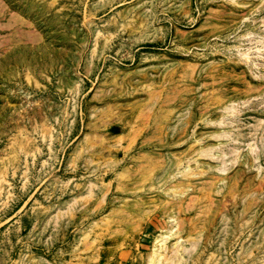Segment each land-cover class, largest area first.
Returning a JSON list of instances; mask_svg holds the SVG:
<instances>
[{
	"label": "rangeland",
	"instance_id": "374dc122",
	"mask_svg": "<svg viewBox=\"0 0 264 264\" xmlns=\"http://www.w3.org/2000/svg\"><path fill=\"white\" fill-rule=\"evenodd\" d=\"M0 264H264V0H0Z\"/></svg>",
	"mask_w": 264,
	"mask_h": 264
}]
</instances>
